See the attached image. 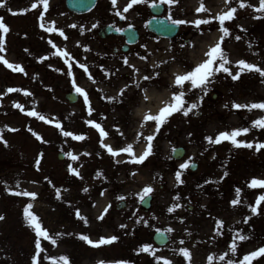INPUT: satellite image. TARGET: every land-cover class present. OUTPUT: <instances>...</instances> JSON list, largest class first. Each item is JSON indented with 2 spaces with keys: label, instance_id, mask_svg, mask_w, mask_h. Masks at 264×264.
Segmentation results:
<instances>
[{
  "label": "rangeland",
  "instance_id": "1",
  "mask_svg": "<svg viewBox=\"0 0 264 264\" xmlns=\"http://www.w3.org/2000/svg\"><path fill=\"white\" fill-rule=\"evenodd\" d=\"M198 1L176 0L171 5L164 3L165 15H171L172 19L209 20L208 24L199 28L191 23L182 25L180 35L171 41L156 38L145 28L143 21L146 23L148 19L150 0L149 3L134 5L124 15L128 24L142 31V38L128 53L114 49L117 47L115 39L101 40L98 29L112 22L117 24L119 16L115 14L116 10L123 11L130 0H117L115 8L111 0H100L96 10L85 16L70 13L64 0H50L43 23L51 26L55 22V27L62 29L67 39L58 32H46L40 27L42 5L36 9L31 7L39 0H6L5 7H0V17L4 18L10 29L6 35L0 30V36L5 39L4 51L27 73L13 71L5 64L1 65L0 61V130H3L4 138L8 141L7 147L0 142V216L5 217L0 220V264H32L36 236L27 226L23 215L29 202L33 203L32 210L41 218L43 226L57 239L55 245L41 240L45 251L41 253L40 264H59L62 256H68L71 264H100L101 261L115 264L119 260H125L128 264H164V259L171 260L173 264H189L179 252L184 247L191 253V264H198L209 257L210 251H204V255H201L195 240L213 238L221 243L215 253L220 256L227 253L224 264L230 259L239 264L244 255L264 246V202L260 205L259 214H252L248 207L264 194V188L252 189L247 186L252 178L264 179V149L257 152L255 148H235L230 141L209 144L205 139L206 128L220 123L235 121V128H251V122L256 120L258 114L247 109H234L232 104L252 103L248 99L249 92L255 91L254 87L257 93L264 91V77L255 72H244L239 80L233 81L228 74L218 73L199 109L200 114L196 115L194 110L188 117L182 113L171 116L154 141L155 154L141 165L129 162L117 164V160L127 161L128 154L111 156L100 144L99 131L87 123L89 119L99 123L109 133L104 140H109L114 149L136 141L141 131L137 129L138 120L133 112L143 92L166 86L167 69L174 64L180 65L184 71L191 70L198 60L201 44L208 42V37L219 31L218 21L212 18L214 14L205 16L196 11L200 5L196 8L193 5ZM204 1L206 8L213 0ZM248 3L258 5L259 0ZM230 6L237 7V13L236 18L226 21L225 25L231 33L222 44L231 61L227 66L234 74L239 71L235 63L238 58L230 54L229 49L240 44L257 53L253 59L246 61L264 67V19H254L257 13L251 8L240 9L238 0H232ZM93 24L98 26L93 28ZM236 36L241 39L237 41ZM49 41L61 50L66 49L75 60L87 64L92 78L75 61H71L72 73L69 74L66 61L70 58L56 55V48ZM3 53V50L0 51V56ZM145 56L148 59H142ZM125 57L135 68L124 64ZM157 72L159 76L155 75ZM145 75L155 79L144 81L142 77ZM73 77L76 84L89 94L93 109L91 116L88 105L73 86ZM137 81L141 85L139 89L135 86ZM125 85L129 87L119 98L123 103L106 99L108 96H118ZM9 88L18 91L8 92ZM70 92L79 95L75 104L65 100V95ZM199 95L200 90L195 89L194 96L188 102H195ZM33 102L38 105L30 108L29 104ZM16 104H20L23 111ZM225 104H228V108L224 107ZM32 110L53 120V123L26 115ZM56 122L61 123L66 131L83 134L85 139L77 141L64 137L55 127ZM9 128L19 130L12 132ZM29 128L48 143L37 140ZM153 130L154 127L147 128L143 133L146 136ZM238 139L253 144L264 142V129L251 128L247 135ZM141 143L146 145L143 137L137 144ZM173 147L184 148L186 155L180 160L173 159ZM67 152L79 156V159L72 161L65 155ZM40 153L44 157L38 171L35 160ZM61 154L62 160L59 159ZM190 157V165H198L196 171L179 169V165ZM69 164L80 171L83 179L68 171ZM178 170L183 173V184L175 181ZM133 171L136 172L135 176L132 175ZM225 171L228 176L221 179ZM98 173L103 175L98 176ZM148 185L154 189L149 195L153 201L150 210L145 211L138 194ZM84 187L89 188L88 193L83 191ZM237 187L242 189L241 203L232 206L231 200L235 198ZM56 188L61 189L59 199ZM24 190L36 192L37 198L33 201L31 197L11 194ZM68 195L70 200L66 198ZM121 195L125 196L124 201L117 199ZM176 196L180 199L176 200ZM109 203L112 205L109 214L103 221L99 220L98 216ZM121 203H126V206L119 210ZM173 204L181 206L169 212ZM77 208L88 218L87 225L75 216ZM248 217L251 219L245 223ZM218 219L224 221L222 235L216 231L214 221ZM55 221L59 222L58 226L54 224ZM71 224L75 230H70ZM121 224H126L127 228H120ZM157 229L169 234L168 245L159 247L154 244L153 236ZM168 229L172 231L168 232ZM191 231L194 236L189 234ZM238 232L249 239L238 240L237 252L233 255L229 246ZM56 233L64 235L56 236ZM80 234H86L94 241L101 236L111 235L119 236V240L111 245L93 247L80 240ZM146 243L152 244L156 255L164 259L157 262L150 253L139 252V248ZM214 263L218 264V261ZM252 264H264V257L257 258Z\"/></svg>",
  "mask_w": 264,
  "mask_h": 264
},
{
  "label": "snow or ice",
  "instance_id": "2",
  "mask_svg": "<svg viewBox=\"0 0 264 264\" xmlns=\"http://www.w3.org/2000/svg\"><path fill=\"white\" fill-rule=\"evenodd\" d=\"M161 4L167 3L169 5L173 4L176 2V0H160ZM6 0H0V7H5ZM112 6L115 8L117 4V0H111ZM141 3H149V0H130L129 3L123 8V11H120L119 9L116 10V15L119 16L121 19H126L124 13H127L130 9L133 8L134 5L141 4ZM232 0H225V8L226 10L222 11L221 13H218L213 19L218 21L219 25V31L222 33V35L219 37L218 42H216L213 46L209 48L208 51L205 52L206 59H204L202 62L198 63L196 66H194L191 70H188L184 72L183 74H175L174 75V81L173 84L174 86L179 87V91H172L171 93V99L170 101L164 102L163 106L159 108L158 112L156 114H152L151 112H148L147 114H144L142 117V122L140 123V128L143 129L146 124L149 122H154V130L151 134L144 135L143 132H138L136 136V142L138 143L143 137L144 141L146 142V146L144 147V150L142 151V154L136 155L133 149L132 144H127L125 147H121L119 149H114L111 145L105 144L104 143V138H106L109 133L105 131V129L96 121L89 119L87 123L91 125L92 127L96 128L99 131L101 140L100 144L103 148L107 149V152L113 156L117 157L121 155V153H127L129 159L127 161H121L117 160L116 163H125L129 162L132 164L136 165H141L143 164L150 156L154 155V141H156L157 137L160 135L162 128L168 123L169 118L173 116L176 113H182L184 117H188L190 113H193L194 110L196 115H199V109L201 108L205 97L209 95V92L211 91V86L215 83V77L218 73H226L228 76L231 77L233 81L239 80L240 76L244 72H255L258 73L259 76L264 77V67H261L257 64L254 63H249L248 61L244 59H240L236 61V64L239 68V71L233 73L232 69L229 68L227 65L230 64V60L228 58L227 53L225 52L224 48L222 47V44L225 41V38L230 36V29L229 27L225 26L226 21H232L236 18V13H237V7H231ZM42 5L43 11L40 12L39 14V20L41 21L40 27L44 29L46 32H58L60 36H63L65 39H67V36L65 35L64 31L62 29H59L55 27V22H52L51 26H46L43 21H44V14L47 13L50 5V0H39L38 3H33L31 7L33 9H36ZM152 7H158V5L154 2L151 3ZM238 7L240 9H245V8H251L257 15L254 16V19H264V0H259L258 5H253L251 3H248L247 0H238ZM11 12L12 10L9 9ZM197 12H206L207 9L204 6L203 0H201L200 7L196 9ZM15 14V13H13ZM169 20H171V23L173 25L179 26V25H185V24H195L197 28H199L201 25H205L209 23L208 19H194L192 21L186 20V19H172L171 15L168 17ZM98 25L93 24L92 27L96 28ZM71 27H76V25H72ZM129 27H132L129 25ZM243 31H246V29L243 28L242 25H239ZM0 30L6 35L10 29L8 25L4 22V18L0 17ZM116 31H122V29L117 28ZM235 39L239 41L241 39L240 36H236ZM49 43L52 44L53 48H56V55L70 58L66 62L68 63V73H72V62L75 61L79 65L80 68H82L86 73L89 74V78L91 79V73H89L88 66L87 64L80 63L79 61L75 60V57H72L70 53L67 52V50H61L57 48L55 43L52 41H49ZM4 45H5V39L3 36H0V51L4 50ZM144 47H147L146 45ZM249 47H251V44H249ZM90 50V49H86ZM142 59H148L147 56L142 57ZM174 59V58H173ZM0 61H2L9 69H12L13 71H18L21 73H24L27 75L25 72V69L15 63H10L8 60L4 59L3 56H0ZM124 64L128 65L130 68H135L134 65L129 64V60L127 57L124 58ZM166 63V61H165ZM57 71H60V69H57ZM136 71H139L138 69ZM156 76H159L160 73H156ZM144 81H149L154 79L152 76L145 75L142 77ZM188 82L190 84V89L189 90H194V89H199L201 95L198 96V99L195 102L189 103L186 99V91L184 90V86ZM73 86L75 87V90L77 93H79L83 97V101L86 105H88V114L91 116L92 114V107H91V101L89 99V94L88 92L83 88L80 87L76 84L75 78L73 77ZM136 88L139 89L141 87L140 82L137 81L135 84ZM128 85H125L124 88H121L118 96H108L106 99L109 101H115L119 103H123V100L119 99L120 97H123L126 90L128 89ZM18 91V89L14 88H9L8 92H14ZM171 91V89H170ZM26 95H31V93H25ZM145 99H147L146 95V90H145ZM187 104V107L185 105ZM17 108H20L21 111H23V108L20 104H16ZM225 108H228V104L224 105ZM232 107L234 109H247L249 112H251L253 109H261L264 110V102H253V103H233ZM28 116H33L37 117L39 120L44 121L45 123L52 124L53 120L46 118L44 115L41 113L32 110L28 111L26 113ZM55 127L60 130L62 135L64 137H72L74 140L81 141L85 139V136L83 134H75L71 131H66L64 127L62 126L61 123L56 122ZM251 128H256V129H264V116H261L259 119L253 120L251 122ZM251 128L249 127H239V128H234L231 131H221L216 135L215 139H213L212 136H206L205 139L209 144H220L222 141H230L231 144L235 148H248L252 149L255 148L257 152H259L261 149H264V142L256 143L253 144L252 142H248L246 140H241L238 139V137H241L243 135H247L250 131ZM19 129L16 128H9V131L16 132ZM32 134L36 137L37 140L41 141L42 143H48V141L44 140V138L37 132H35L33 129L29 128L28 129ZM117 131L119 129L117 128ZM123 135V133H120ZM191 135V133L189 134ZM0 142H3L5 147L8 146V141L4 138L3 135V130H0ZM178 150L176 148H172V152L176 153ZM72 161H77L79 159V156L73 154L72 152H67L65 153ZM84 155H91V153H84ZM44 157L43 153H40L38 155V158L35 160V166L36 169L39 171L41 170V161ZM171 159V157H168ZM215 158V157H213ZM191 157L189 158L188 161H185L184 163H181L179 165V169L181 170H186L190 167L191 163ZM68 171L72 173L73 175L79 177L80 179H83L81 176L80 171L77 168L72 167L71 164L68 165ZM99 175H103V173H98ZM132 175L135 176L136 172L133 171ZM182 171H176L175 172V181L178 182L179 184H183L184 181L182 180ZM228 176V172L225 171L223 174V179L224 177ZM45 180L48 181L49 184H52V181L48 178L45 177ZM249 188L256 189V188H264V179H259V178H252L250 182L247 185ZM55 187V185H53ZM11 191V190H10ZM83 191L85 193L89 192L88 187H84ZM105 192L107 189L104 190ZM154 189L151 185L145 186L142 191L138 194L139 199L141 202L144 201V199L149 196L151 193H153ZM60 192L61 189L56 188V193H57V198L60 197ZM241 192L242 189L237 187L235 189V198L231 200L232 206H237L241 203ZM12 195L15 196H26V197H31V199L34 201L37 198V193L32 192V191H13L11 192ZM103 195V192L101 193ZM118 200L124 201L126 198L125 196L121 195L117 197ZM176 200H179L180 197L176 196ZM264 202V194L260 195L256 200L255 204H249L248 207L251 211L252 214H259L261 209L260 205L261 203ZM181 205L179 204H173L168 211L173 212L176 210V208L180 207ZM34 207L33 203L29 202L27 203L26 207L23 210V215L25 222L28 227H30L34 232H35V254L32 257V264H40V257L41 253L45 251V249L42 247L41 240H47L50 241L53 245L57 243V239L50 234L49 230L45 228L41 222V218L32 210ZM112 205L109 203L106 207L103 208L102 213L98 216V219L103 221L105 219V216L109 214V210L111 209ZM75 216L79 219L82 220L86 225L88 224V218L84 215L81 214V211L79 208L75 210ZM4 216H0V220H4ZM248 219H251V217H248L245 220V223L248 222ZM144 223L147 225V221L145 220ZM224 221L223 220H217L216 221V231L218 234H223L221 229L223 228ZM120 228L125 229L127 228L126 224H121ZM168 232H171L172 229H168ZM157 232L159 233L160 230L157 229ZM190 234V233H189ZM56 236H61L64 235L63 233H56ZM71 235V234H68ZM164 234L161 233V236ZM78 238L84 242H86L88 245L93 246V247H100L103 245H111L114 242L119 240V236L117 235H111V236H101L98 240H92L88 235L86 234H80ZM249 239V237L241 234V233H236L234 238L232 239V242L229 246L230 251L233 255L237 252V241H245ZM181 244L184 243L183 240L180 241ZM139 252H148L152 256H154L159 262L161 259H164L163 257L157 256L156 255V250L153 249L152 244L146 243L143 244L139 248ZM179 252L188 260L189 264H191V253L187 247L180 248ZM227 255V253H225ZM259 257H264V246L259 247L257 250L252 251L246 255L243 256V259L239 261V264H252L254 260H256ZM214 259L213 256H209V264H211L212 260ZM221 260L224 259L223 256L220 257ZM59 264H71L69 257L68 256H62L59 258ZM100 264H104L103 261L100 262ZM115 264H128L127 261L125 260H119L116 261ZM164 264H173L171 260L164 259ZM227 264H236L234 260H228Z\"/></svg>",
  "mask_w": 264,
  "mask_h": 264
},
{
  "label": "bare ground",
  "instance_id": "3",
  "mask_svg": "<svg viewBox=\"0 0 264 264\" xmlns=\"http://www.w3.org/2000/svg\"><path fill=\"white\" fill-rule=\"evenodd\" d=\"M250 0H247V2ZM205 1L203 0V3ZM201 3V0H199L198 2L194 3V7L196 8L197 6H199ZM207 11L206 12H198L201 13L203 15H207V14H214L217 15L218 13H221L222 11L226 10L225 8V3L224 0H213L212 2H210L207 7H206ZM197 13V14H198ZM253 19V18H250ZM221 36V32L220 31H216L214 33H212V35H210L208 37V42H204L201 44L197 57L198 60L197 62H195L196 66L198 63L202 62L204 59H206V56L204 55L206 51L209 50V48L211 46H213L216 42H218L219 37ZM248 48V47H247ZM245 46L237 44L235 46H233V49H229L230 54L232 53L233 55H235L238 60L240 59H244V60H251L253 59L257 53L254 52L253 50H249L247 49ZM2 52V51H1ZM3 57L4 59L8 60L10 63H14L13 60L11 59L10 56L7 55V53H5V51L3 50ZM193 59V58H192ZM196 60V59H194ZM236 63V62H235ZM1 65H4L3 62H1ZM184 71L180 65H172L171 67H169L167 69V75H165V77L167 78V84L166 86H163L161 89H151V90H146V95H147V99H145V91L142 94L141 97V101L139 102V104L137 105V107L135 108L133 114L135 116V118L138 120V124H137V129L141 132H145L147 128H152L154 127V122H149L148 124L145 125V127L143 129L140 128V123L142 122V117L144 114H147L148 112H151L152 114H156L159 110L160 107L163 106L164 102L166 101H170L171 99V93L172 91H179V87L178 86H174L173 81H174V75L175 74H183ZM155 79V78H154ZM171 89V91H170ZM190 89V84L188 82H186L185 86H184V90L186 91V96L185 99L188 101L189 99H191L194 96L195 93V89L194 90H189ZM255 91H250L249 92V101L253 102H264V91H262L261 93H257L256 92V87L253 88ZM37 103L33 102L29 104L30 108H34L37 107ZM252 112L258 114V116L255 119H259L261 116H264V110L261 109H253ZM237 126L235 121H231L229 123H220V125L216 124L213 127H208L206 128V136H216L218 135L219 132H221L222 130H227V131H231L232 129H234ZM229 129V130H228ZM239 138V137H238ZM105 144L111 145L112 144L109 142V140L105 139L104 140ZM127 144H132L133 145V149L136 155H140L142 154V151L144 150V147L146 146L145 143H141V144H137L136 141H131ZM127 144H125L123 147L127 146ZM121 154H125V153H121ZM66 198L68 200H70V195L66 196ZM73 198V196L71 197ZM216 224V221H214ZM57 221H55V225L58 226ZM213 223V222H212ZM209 227V226H208ZM70 230H75V227L71 224L70 225ZM191 236H194V232L191 231L190 232ZM197 243V245H199V250L201 252V255H204V251H210L208 253V256H213L214 259L212 260L211 264H217L214 263L215 261H218V264H224V262H226L227 259V255H223L224 259L221 260L220 259V255H217L215 253V250L220 247V241L216 238L213 239H196L195 240ZM61 250V249H59ZM61 252V251H59ZM198 264H209V260L208 258L205 259L204 261H199Z\"/></svg>",
  "mask_w": 264,
  "mask_h": 264
},
{
  "label": "water",
  "instance_id": "4",
  "mask_svg": "<svg viewBox=\"0 0 264 264\" xmlns=\"http://www.w3.org/2000/svg\"><path fill=\"white\" fill-rule=\"evenodd\" d=\"M96 1L97 0H66V6L69 10H71L75 13L85 14V13L90 12L95 7ZM157 14H159V13H157ZM149 27L153 32H155L158 36H161V37L173 38L178 32V26L168 24V22L166 20H162V19L161 20L156 19V20L152 21L150 23ZM128 36L131 37L129 39L130 43L136 42V40H137L136 33L129 31ZM66 99L71 104H74L77 102L78 96L76 94L72 93V94H68L66 96ZM177 150L178 151L176 153H174L173 156L176 159H180L184 156L185 151L182 148H178ZM195 168H196V165L191 166L192 170H195ZM151 200H152L151 197H147L143 201L142 206L145 209H149L151 206ZM119 208H122V207H119ZM161 233H163V232H159L155 235L154 242L157 245L163 246L169 242V238L165 233H163L164 235L161 236Z\"/></svg>",
  "mask_w": 264,
  "mask_h": 264
},
{
  "label": "flooded vegetation",
  "instance_id": "5",
  "mask_svg": "<svg viewBox=\"0 0 264 264\" xmlns=\"http://www.w3.org/2000/svg\"><path fill=\"white\" fill-rule=\"evenodd\" d=\"M155 3L161 4L160 0H159L158 2H155ZM163 5H164V3H163ZM151 7H152V6L150 5V7H149V16H148V19H147L146 23L143 21V24L145 25V28H146V29H147V27H148V26H147V22H148L150 19L154 18V16L151 14V11H150V8H151ZM165 13H166V6H165V11H164L163 16L166 17V18H168V17L165 15ZM107 25L113 26L115 29H117V28L122 29V31H124V30H126V29L129 27L130 24L127 23L126 19H121L120 17H118V18H117V24H113V22H112V23L106 24V25H104V26H107ZM131 26H132V27L138 32V34L140 35V39H141V38H142V31H141L140 29L134 27L133 25H131ZM147 30H148V29H147ZM109 39H115V40L117 41V44H116L117 47L115 46V48H114L116 51H118V49H119L120 51H122V49L126 46V43H127V42H126V37H124V36L109 37V38L101 39V40H103V41H107V40H109ZM132 48H133V47H130V46H129L128 50L131 51ZM129 51H128V52H129Z\"/></svg>",
  "mask_w": 264,
  "mask_h": 264
}]
</instances>
